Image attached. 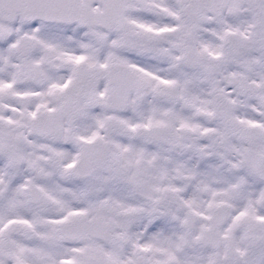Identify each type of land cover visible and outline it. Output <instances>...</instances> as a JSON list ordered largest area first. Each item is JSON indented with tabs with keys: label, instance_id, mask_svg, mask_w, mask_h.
Here are the masks:
<instances>
[{
	"label": "snow or ice",
	"instance_id": "6c2138e0",
	"mask_svg": "<svg viewBox=\"0 0 264 264\" xmlns=\"http://www.w3.org/2000/svg\"><path fill=\"white\" fill-rule=\"evenodd\" d=\"M0 264H264V0H0Z\"/></svg>",
	"mask_w": 264,
	"mask_h": 264
}]
</instances>
